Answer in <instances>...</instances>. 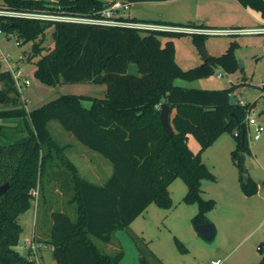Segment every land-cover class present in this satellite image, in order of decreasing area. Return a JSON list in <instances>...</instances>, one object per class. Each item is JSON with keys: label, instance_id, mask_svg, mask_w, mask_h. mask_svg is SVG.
<instances>
[{"label": "trees", "instance_id": "16d2710c", "mask_svg": "<svg viewBox=\"0 0 264 264\" xmlns=\"http://www.w3.org/2000/svg\"><path fill=\"white\" fill-rule=\"evenodd\" d=\"M236 1L264 21V0ZM105 6L104 0L55 3L1 0L0 3V8L12 11L82 16H95ZM0 28L6 36H15L18 44L32 42L31 58L38 57L35 76L40 80L52 84L100 81L106 84L105 97L91 99L88 108L75 96H63L28 112L11 74L0 71V186L9 184L0 196V256L9 264H33L17 250L22 232L18 221L31 206V191L40 190L45 171L54 158L60 157V148L46 127L48 121H57L80 145L112 166L110 177L97 185L80 177L70 162L61 161L72 184L69 202L74 205L76 217L72 219L58 210L50 215L52 226L46 243L53 249L56 264H119L121 251L110 256L100 251L93 239L110 244L114 233L128 229L150 204L170 209L169 186L177 178L187 188L183 202L197 207L192 225L208 223L206 214L215 201L203 199L201 183L215 181L216 177L203 163L200 153L193 154L188 149L190 135L199 143L201 152L219 134L231 133L236 141L231 159L240 173L241 192L246 197L256 194V183L250 177L243 180L240 159V154L249 151L246 119L253 105L231 103L230 90L173 85L175 79L202 78L215 68L234 69L237 63L233 46L217 57L183 70L175 61L172 39L185 33L5 17L0 18ZM50 29L54 46L42 55V43ZM194 36L198 43L201 35ZM164 37L167 40L163 43ZM128 64L136 66L138 76L127 74ZM164 104L170 112L175 110L170 118V136L164 133L159 120ZM18 132L24 136L15 138ZM68 190L71 192L70 187ZM134 237L140 264H148L151 253L146 243L135 234ZM139 238L141 245L137 242ZM176 244L181 253L186 252L182 243L176 240ZM259 251L262 257L253 264H264V252Z\"/></svg>", "mask_w": 264, "mask_h": 264}, {"label": "rangeland", "instance_id": "374dc122", "mask_svg": "<svg viewBox=\"0 0 264 264\" xmlns=\"http://www.w3.org/2000/svg\"><path fill=\"white\" fill-rule=\"evenodd\" d=\"M54 1L57 2L59 0ZM229 2L230 0H165L160 2L130 3L129 9L124 12V15L139 22L154 23V21L161 20L172 21L171 23H179L182 26L202 27V24H207L213 27V29H224L219 28L220 26L210 24L209 22H203V20L213 18H215V20L220 19V16L216 13L226 9L230 10L227 8ZM249 12L253 16H256L259 21L254 27H261L264 25V21L261 20L257 13L253 11ZM158 16L163 17V19L158 18ZM51 33L52 30L50 29L44 37L42 43L44 51H42V55H45L54 46ZM161 40L164 43L167 38L164 37L161 38ZM172 41L175 51V61L183 70H188L200 65L203 59V52H206V54L211 57H217L230 46H233V53L237 63L234 69L215 68L212 73L202 78L192 80L175 79L173 85L190 89L230 90V102L233 104L240 102L242 105H253L247 117L255 119L264 126V34H232L228 36L201 35L198 43L195 41V36L193 34H180L175 36ZM31 47L32 42H20L18 44L15 36L11 35L6 37L0 35V50L9 57L10 61H18L20 57L24 58L18 61V66L24 71L25 76L30 82L28 87H22L20 90L22 98L26 100V109L28 112L63 96H75L79 98L81 105L85 108L90 107L91 99H102L105 97L106 84L103 81L96 83L80 82L52 84L40 80L35 76V62L38 57L34 56L31 58ZM174 113L175 110H171L169 117L172 118ZM7 122L12 123L18 121L8 120ZM46 127L51 138L55 141H57L58 138H74L73 135L65 131L57 121H48ZM253 134L254 127H250L246 134L249 151L242 155L240 154V156H243L241 167L244 172L243 177L244 174H246L260 186L259 194L246 197V199H240L239 197L234 199L232 204L223 202L222 195L224 193L232 196V191H230L232 187H235L237 192L239 190L241 191L239 187L240 173L238 167L233 164L231 159V152L234 150L236 143L235 137L231 133L223 132L219 134L206 149L200 152L199 143L190 135L187 140L188 149L193 154L200 153L201 160L218 180V182L209 180L202 181L200 192L203 199H213L215 201L213 209L206 214V219L209 223L214 225L216 230L215 235L212 239L206 240L195 233L196 235H194L195 239L193 242L187 240L189 239L188 237L195 232V228L191 226L189 220L190 216L187 210L190 207L183 202V197L187 192L186 185L180 178H177L169 187L173 204L172 208L174 204L176 206V208L171 209L170 212L172 213H170L168 217V224L170 225L169 228L171 232L166 231L163 222L160 221L159 216L154 212L155 210L156 212H161L158 211L160 209L152 205L153 207H149L151 208L150 213H148V215L143 213L140 215L142 216L141 219L137 221L140 222L141 229L144 227L146 234L142 236L141 234L134 233V231L131 230V226L124 231L128 234V237L136 246V249L138 244L135 241L136 237H134V234L143 239L146 243V247L148 248L149 246L150 249V232L152 234H163L161 245L167 250H171L175 256L181 258L180 263L178 260L175 264H194L193 257L197 258L199 264H210V260L216 257V253L218 252H216V249L229 255V261L238 258L241 254L248 253L256 258V262L254 263H257L262 257L257 247L261 245L262 252H264V224H260L261 221H264V202H262V197H264V133L261 134L258 141L253 140ZM22 136H24V134L21 132L15 134V138H21ZM86 150H88L92 156L106 164L110 171V174H108L110 176L112 173L111 164L96 152L89 149ZM52 152L56 154L54 149ZM96 162L97 160H94V163ZM228 170H231V173ZM79 175L84 179L92 181L89 175V177L81 173ZM69 187L71 188V192L68 190ZM225 187L227 190L224 189ZM66 188L67 190H65ZM63 190L64 195L57 197L58 201L56 202H60L61 199H64L65 201L62 203L63 207L71 218L75 219L76 213L74 205L69 202L72 197L71 182L66 184ZM42 194L43 187L41 186L37 193L36 202L31 200L30 208L20 215L23 230L20 234L19 243L25 238L31 237L32 218L34 213L33 207L39 204L38 200ZM56 209H58V207ZM143 216H145V219H143ZM117 234L120 235L123 233L116 231L113 235L114 241L118 236ZM140 238L137 242L141 245ZM176 240L189 249L191 256L184 257L187 253H181L179 251ZM93 241L100 251L108 253L110 256H114L121 251L122 257L119 264H140V260H137L138 262L135 261L132 251L126 249L121 243L117 245V247L115 246V249H105L107 244L96 239H93ZM111 245L114 244L112 243ZM141 247L144 248L145 244ZM136 252L138 254L139 250L137 249ZM147 261L148 264H161L155 257ZM182 261L186 263H182ZM45 263L40 257L39 264Z\"/></svg>", "mask_w": 264, "mask_h": 264}, {"label": "crops", "instance_id": "0c3cea01", "mask_svg": "<svg viewBox=\"0 0 264 264\" xmlns=\"http://www.w3.org/2000/svg\"><path fill=\"white\" fill-rule=\"evenodd\" d=\"M104 1H107V0H104ZM227 8H229L232 11L226 9V10L216 13L220 16V19H216V20L215 18L209 19V20L205 19L203 20V22H209L210 24L220 26L219 28H224V29H227V28L229 29L257 28V27H254V25H256L259 22L256 16H253L252 14H250L249 10L241 6L236 0H230L229 4L227 5ZM128 18L131 19L130 17ZM158 18L163 19V17H160V16H158ZM131 20H134V19H131ZM168 20H171V19H168ZM154 22H158L162 24H179V23H171L172 21H161V20H157ZM202 25H203L202 27L213 29V27H210L207 24H202ZM203 62L204 61L202 59V63ZM54 142L58 146V148H60V151L58 152V156L60 157L54 158L55 161L45 171V176L41 183V186L43 187V194L40 195V199L38 200L39 204L33 207L34 213H33V218H32V232H31V237H30L40 244V250H39L40 256L43 262L44 263L46 262L45 264H56L54 257H53V253H52L53 249L49 244L46 243L49 237L51 226H52L50 215L53 211H56V210L60 212H66L62 204L65 200L61 199L60 202H56L58 201L57 197L64 195L63 193H61L64 186L70 183L69 178L65 174V170H64L65 167L63 166L61 161L67 160L74 166L76 173L78 175L81 173L82 175H85V176H88V175L91 176V177L88 176L92 180L90 182L95 183L97 185H102L110 177L108 175L110 174V171L108 167L106 166V164L100 161L98 158H95L94 156H92L90 152L86 150L87 148L78 144L75 138H58L57 141L54 140ZM94 160H97V162L94 163ZM228 171L231 173V170H228ZM79 176L81 177V175ZM216 181L218 182L217 178L215 179V181H212V182H216ZM224 189L227 190L226 187ZM230 191H232V196L226 193L222 195L223 202L227 204H232V202H234V199H237L239 197L240 199H246V196L243 195V193L240 190L237 192L235 187H232ZM259 191H260V186L257 185L256 195L259 194ZM262 202H264V197H262ZM152 205H155V204H150L147 207L146 212L144 211V213H146L145 215H148V213H150L151 208L149 207H153ZM187 205H189L188 207H190L188 208L187 211L190 216L189 220L191 223L192 217L197 213V209H196L197 207L192 204H187ZM57 207L58 209H56ZM158 208L160 209L158 211H161V212H156V210L154 212L157 213V215L160 218V221L163 222V226L165 227L166 231L171 232V229L169 228L170 225L168 224V217L170 213H172L170 212L171 209L176 208L175 204L173 208L172 207L170 208V210L162 209L160 207ZM141 217L142 216L136 218L130 224V226H131V230L134 231V233L141 234L143 236L144 234H146V231L144 230V227L141 229L140 222H137L138 219H141ZM143 217H144L143 219H145V216ZM18 222H19V225L21 226V229L23 230L21 217H19ZM260 224L261 225L264 224V221H261ZM191 226H193L192 223H191ZM124 231L125 230L119 231V232H122L123 234H120V235L117 234L118 236L115 239L116 242L112 240L113 242H111L110 244H107V247L105 249H111V248L115 249V246L117 247V245L121 243L126 249H128L129 251H132V255H134L135 261H137L139 260V255H138L139 253L137 254L136 252L137 250L136 246L132 243V241L128 237V234ZM195 233L197 232L196 231L193 232V234H191L190 237H188L189 239L187 240H189L190 242H193L195 239L194 235H196ZM149 236H150L149 240H150L151 248L149 249V246H148V249L151 254L148 256V259L155 257V259H158L161 262V264H175L178 260L180 263L181 258H179V256H175V254H173L171 250H167L161 245V238L163 234H152L149 232ZM112 243L114 245H111ZM184 247L187 249L185 252L187 254L184 257L186 258L188 256H191V252L189 251V249L185 245ZM216 252H217L216 257L210 260V264L211 262L217 261V260L221 261V264H253L254 262H256L255 261L256 258L254 256H251L248 253L241 254L238 258L232 261L231 260L229 261L228 260L229 255H226L223 251H219L218 249H216ZM198 262L199 261L197 260V258L193 257V263L199 264ZM182 263H186V262L182 261Z\"/></svg>", "mask_w": 264, "mask_h": 264}, {"label": "built area", "instance_id": "2783aa9c", "mask_svg": "<svg viewBox=\"0 0 264 264\" xmlns=\"http://www.w3.org/2000/svg\"><path fill=\"white\" fill-rule=\"evenodd\" d=\"M50 3H55L53 0H46ZM106 6L95 16L71 15L64 13H48V12H20L0 8V18H23L29 20L49 21L56 23H73V24H88L104 27L134 29V30H150V31H167L175 33H185L193 35H232V34H264V25L257 28L245 29H204L190 28L180 26H170L166 24H155L147 22H139L131 20L124 15L130 7V2L126 0H107ZM0 35H5L0 28ZM11 36V35H9ZM8 37V36H6ZM20 57L19 60H23ZM18 60V61H19ZM18 61H10L9 57L3 54L0 50V71H7L11 74L17 90L21 94L22 87L30 85L29 80L24 74V71L18 66ZM22 98V96H21ZM23 99V98H22ZM26 104V100L23 99ZM242 105L240 102L236 103ZM159 108V107H158ZM247 131L250 127H254L253 140L258 141L261 134L264 133V126L253 118L246 119ZM237 135V133H236ZM38 189L31 191L32 201L36 202ZM36 206V205H35ZM17 250L28 262L39 264L40 261V244L33 238H26L17 245ZM257 250H262L261 246ZM211 264H221V261H213Z\"/></svg>", "mask_w": 264, "mask_h": 264}, {"label": "water", "instance_id": "95a60500", "mask_svg": "<svg viewBox=\"0 0 264 264\" xmlns=\"http://www.w3.org/2000/svg\"><path fill=\"white\" fill-rule=\"evenodd\" d=\"M211 56H209L208 54H206V52H203L202 58L203 61H206L210 58ZM127 74L129 76H138V70L136 68L135 65L132 64H128L127 65ZM169 114H170V108L168 105H162L160 107V113H159V120H160V124H161V128L164 131L165 134H167L168 136L171 135V127H170V118H169ZM242 155V154H241ZM241 162L243 163V156H240ZM247 175L244 174L243 180L246 181L247 180ZM9 188V184L6 183L4 185L0 186V196L2 194H4ZM195 231L201 235L204 239L206 240H210L214 237L215 235V228L214 225L211 223H204V224H200L194 227ZM0 262L3 264H9L8 260L2 256H0Z\"/></svg>", "mask_w": 264, "mask_h": 264}]
</instances>
